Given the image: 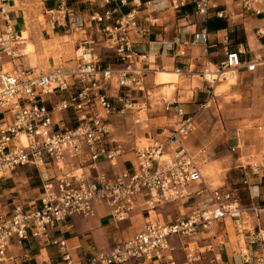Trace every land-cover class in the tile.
<instances>
[{"label":"built area","instance_id":"2783aa9c","mask_svg":"<svg viewBox=\"0 0 264 264\" xmlns=\"http://www.w3.org/2000/svg\"><path fill=\"white\" fill-rule=\"evenodd\" d=\"M6 1L0 0V197L3 181L24 165L37 170L40 190L38 199L27 207L16 202L9 210L0 208V264L7 261L13 239L29 237L38 243L56 245L61 257L57 264H179L170 238L209 231L212 223H225L226 219L231 221L244 248L240 246L234 251L230 263L221 253L214 254L209 261L264 264V255L248 248L264 240L259 223L250 221L258 219L260 212L264 214V191L259 190L258 184L249 183L247 175L248 171L251 176L260 175L263 164L253 161L240 165L242 182L251 201L247 207L241 206L235 189L228 184H209L185 144L195 126L194 115L187 114L176 100L162 103L165 111L172 110L176 116L172 129L136 141L130 167L110 174L98 166L104 161L114 169L124 153L122 145L111 137L114 118L130 119L135 125L149 122L146 105L149 90L145 81L148 68L140 64L149 55L137 52L133 44L149 30L152 19H148V27L142 26L139 7L144 4L154 12L170 6L179 11L190 4L191 10L182 11V17L204 19L210 0H80L101 6L114 2L115 11L131 3L127 12L102 27L104 47L106 51L110 49L119 63L102 64L98 40L90 37L77 46L75 63L55 66L46 72L20 66L19 58L25 51L19 45L25 38L12 24L9 10L2 7ZM66 1L57 0L56 7L46 10L50 14L48 25L54 28L68 20L74 30H80L84 20L69 14ZM258 1L242 0V6L255 14L264 13V8L252 7V2ZM111 13V10L90 11L88 20H108ZM256 35L264 43V26L256 29ZM240 54V49H226L223 60L207 63L199 75L212 89L225 78L226 72L242 69L253 72L264 62V57L244 60ZM111 87L116 89L114 95L108 92ZM50 96L55 100L49 101ZM211 96L213 91L199 108L207 106ZM242 144L237 133L231 150H238ZM83 166L94 173L87 174L81 169ZM140 197L148 217L141 230L108 250H97L84 261L73 258L62 236L63 225L70 216L92 217L97 206L104 205L113 221L125 220L135 211ZM179 199L190 205L181 219L160 222L151 216L160 205ZM181 245L183 264H194L212 250L211 245L202 249L192 241Z\"/></svg>","mask_w":264,"mask_h":264},{"label":"crops","instance_id":"0c3cea01","mask_svg":"<svg viewBox=\"0 0 264 264\" xmlns=\"http://www.w3.org/2000/svg\"><path fill=\"white\" fill-rule=\"evenodd\" d=\"M141 1L145 2L147 0ZM56 5L57 0L43 1L44 22L48 26V29L45 32V35L48 36L43 40L49 42L55 39L57 35L61 37L64 35L63 33H68L70 31L69 35L75 33L78 36V39H76L74 43L78 42V44H80L82 41L90 37L97 39L100 45V47H98V52L100 54L107 50V48L104 47L106 41L104 40L105 37L102 33V27L107 23H113L116 18L132 7L129 2L115 11L114 2L102 6L99 5L103 7V10L100 12L111 10L112 13L110 19L95 22L88 20L89 12L96 11L92 5L80 0H67L66 7L67 10L70 11L69 14L81 17L84 20L83 28L80 30H74L68 20L61 22L60 25L54 28H51L48 25L50 14H48L46 10L56 7ZM2 7L4 10H9L11 22L14 27L21 32H25L22 28H26L25 14L28 10L26 6H19L16 0H8L2 3ZM252 7L254 9L258 7L264 8V0L252 2ZM190 10V4L183 6L179 11L167 6L161 10L151 12L149 6L144 4L138 9L139 22L142 26L148 27V19H152V25H150L149 30L136 39L133 48L137 52H147L149 55L148 60L141 61L140 64L145 65L148 68L145 76L146 87L149 90V95L147 96L148 101H146L150 114L148 124L153 119L157 121L152 129H146L142 132V138H147L160 132L167 133L172 129L173 124L176 121V116L172 110L165 111L163 109L162 103L165 100H176L181 103V106L187 114L192 115L191 111L198 109L200 104L208 99L207 97H210L209 94L211 91H213L214 94L217 84H214L211 90L208 84L205 85L204 81L201 79H194V76L198 75L200 77L199 71L202 70L207 63H217L223 60L226 49H240V56L244 60H249L256 56L264 57V43L262 39L256 35V29L264 26V13L255 14L252 10H245L242 6V0H210L204 19L195 16H191L189 19H184L182 17V11ZM40 34L44 36V33L41 32ZM27 39L28 37H26L19 45V48L25 51V54L19 58V64L21 67H34L36 69V66L29 61L28 56L29 53L35 51V44L33 43L27 46ZM109 50L110 49H108V52ZM109 53L110 54L104 59L101 58L102 64H118L119 61L115 55L111 54V52ZM24 59H27L26 63L24 62ZM48 62L50 63V66L53 65V58H48ZM75 62V58L67 57L63 61L61 60V63L56 66L71 65ZM176 69H179L180 72H177ZM237 72L236 82L234 79V81L225 80L223 83L228 85L231 84L232 95H236L241 104L244 103L243 115L245 117H251L252 113L263 115L264 62H260L257 65L256 70L253 72H248L243 69L238 70ZM165 88L166 93H171L170 96L165 95L163 91ZM171 88L174 89L171 91ZM198 91L203 93H198ZM108 92L109 94L114 95L116 89L111 87ZM204 93L205 96L199 98V95L203 96ZM201 99L202 101H200ZM212 99L213 96L209 99L208 105ZM52 100L55 99L50 96L49 101ZM124 120L126 122L130 119ZM148 124L143 126L147 127ZM151 130L154 134L151 133ZM113 131L114 121L111 137ZM185 144H187V139ZM132 147L130 152L123 153L119 157L118 162H120L121 166H131V163L133 162ZM106 164L107 162L102 161L98 166L110 174L113 173L114 169H111L109 165ZM81 169L90 175L94 173V170L87 166H83ZM240 171L242 174L241 169ZM247 175L249 183L258 184L259 190H264L261 186L262 181H264V165L260 175L253 177L249 171L247 172ZM6 181V179L3 181L1 188L0 208L2 210L11 209L16 202H21L27 207V205L38 199L40 178L39 184L32 188V192L27 191L25 195L21 196L22 198L26 197V200L13 199L11 202L5 200L6 192H8L4 187ZM222 184H225V182L223 181ZM8 190L12 192L13 188H9ZM14 197L17 198L18 195H13V198ZM187 205L190 209V205ZM153 217L160 222H164L163 220H160L156 214L153 215ZM147 219L148 217L145 211H143L141 197L138 198V205L131 216L128 219L117 222L113 221L106 206L98 205L96 213L92 217H83L81 215L70 216L63 225L62 236L66 240L73 258L84 261L97 250H108L116 242L124 240L133 233L141 230ZM251 220L254 224L259 223L258 221L255 222V220L258 219L251 218L250 221ZM168 221L171 220L165 222ZM225 224L226 222L224 225ZM223 230L222 233L226 232L229 234L226 225ZM211 233L212 230L207 232L199 230L194 236L192 235L194 237L192 242L196 246L206 249L211 245L212 249L211 251L204 253L194 264H221L220 261H209L210 257L216 253L224 255L227 259V263H230L233 250L229 252L226 243H224L223 240L218 241L219 236L214 237L213 235L215 234L212 235V240L207 239L209 238L208 234ZM185 241L191 240H186L177 236L170 238V244L174 247L173 255L179 264H183L184 262L181 244ZM224 245H226L225 249L223 247ZM7 255L8 259L3 264H57L61 258L56 245L38 243L30 237L20 241L13 239L8 247ZM161 264L164 263L162 262Z\"/></svg>","mask_w":264,"mask_h":264},{"label":"rangeland","instance_id":"374dc122","mask_svg":"<svg viewBox=\"0 0 264 264\" xmlns=\"http://www.w3.org/2000/svg\"><path fill=\"white\" fill-rule=\"evenodd\" d=\"M16 2L19 6L25 5L28 9L25 14L26 28H22L25 32H21V35L22 37H28L27 46L33 43L35 44V51L29 53L28 56L29 61L36 66L37 71L46 72L52 67L60 64L61 60L63 61L67 57L75 58V48L79 45L78 42L74 43V41L78 39L75 33L69 35V31L68 33H63L64 35L61 37L57 35L55 39L49 41L50 43L43 40L48 36L45 35L48 26L44 22V7L41 0H16ZM92 7L99 12L103 10V7L99 6V4H94ZM41 32L44 33V36L40 34ZM108 54H110L108 51L102 52L100 57L104 59ZM48 58H53V65L50 66ZM24 62L26 63L27 59H24ZM235 74L236 82L238 72H235ZM194 77V79H201L204 81L201 75V78L198 75ZM222 80L223 79H220L215 83L217 86L215 87L213 99L210 104L191 111V114L194 115L195 126L187 138L186 146L198 161L206 181L212 186L221 185L224 181L230 188L235 189L239 196L241 206L247 207L251 201L247 186L242 182L241 168L239 165L241 163L245 164L253 161H259L264 165V114L252 113L251 117H245L243 115L244 103L241 104L238 97L232 95L231 84H224ZM204 84L207 85L205 81ZM173 89L174 88H171L170 90L172 91ZM165 90L166 88L163 90L165 95L170 96L171 93L168 94ZM198 93L203 92L198 91ZM204 96L205 93L203 96L199 95V98ZM200 101H202V99ZM156 122L157 121L153 119L147 127H144L143 125H135L130 120L125 122L124 119L114 118V131L112 137L116 143L122 145L125 154L130 152L131 147L135 143L134 141L145 140L142 138V132L146 129H152ZM256 125H260L261 129L255 128ZM237 129H239L238 132ZM151 133L154 134L152 130ZM237 133H239V137L243 140V144L238 150L232 151L231 146L236 143ZM121 167L123 166L118 162L114 170L116 171ZM6 180L4 187L8 191L5 195V200L7 202H11L13 199L26 200V197L22 198L21 196L25 195L27 191L32 192V188L39 184L37 170L26 165L17 167L15 171L11 173V177ZM261 186L262 189H264V181H262ZM9 188H13L12 192L8 190ZM13 195H18V197L13 198ZM191 200H193V198H191ZM258 202L260 204L263 203L261 200ZM188 212L189 206L184 203V200L179 199L160 205L156 210V215L164 222L167 220L176 221L184 217ZM153 215L154 213L151 214L152 217ZM256 221L259 222V228L261 230L260 235L264 237V214L262 212L259 213L258 220H255V222ZM251 223H253L252 220ZM225 225L229 234L226 232L222 233L224 231L223 229H225ZM225 225L222 222L212 223L210 229L212 233L208 234L209 238L207 239L212 240L213 234H215L213 235L214 237L219 236L218 241L223 240L229 252L233 250L232 253L238 251L240 246L244 248L243 241H238L229 219H226ZM207 230L204 231L207 232ZM257 230L258 228H256V232ZM193 236H186L183 239L193 241ZM246 240L247 239H245V241ZM226 245L223 246L224 249ZM248 248L257 250V255H264V240H262L260 244L255 243L248 246Z\"/></svg>","mask_w":264,"mask_h":264},{"label":"bare ground","instance_id":"6f19581e","mask_svg":"<svg viewBox=\"0 0 264 264\" xmlns=\"http://www.w3.org/2000/svg\"><path fill=\"white\" fill-rule=\"evenodd\" d=\"M26 36H23V38H25ZM206 76L208 77L209 76V74L208 73H206ZM235 77H236V74H235V71H228V72H226V74H225V78H223V80L222 81H225V80H229V81H234V79H235Z\"/></svg>","mask_w":264,"mask_h":264},{"label":"trees","instance_id":"16d2710c","mask_svg":"<svg viewBox=\"0 0 264 264\" xmlns=\"http://www.w3.org/2000/svg\"><path fill=\"white\" fill-rule=\"evenodd\" d=\"M107 64V63H106Z\"/></svg>","mask_w":264,"mask_h":264}]
</instances>
